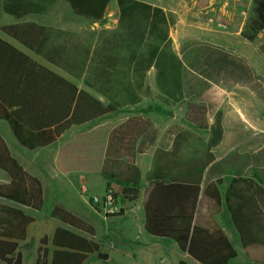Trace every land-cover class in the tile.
Here are the masks:
<instances>
[{
  "label": "trees",
  "instance_id": "1",
  "mask_svg": "<svg viewBox=\"0 0 264 264\" xmlns=\"http://www.w3.org/2000/svg\"><path fill=\"white\" fill-rule=\"evenodd\" d=\"M59 1L2 0L0 12L16 19L32 14H57ZM64 1L75 15L105 24L106 11L112 0ZM117 4L120 13L118 27L90 32L87 44L70 42L61 37L63 32L34 23L1 28L69 74L78 77L84 75L85 84L103 95L108 104L79 90L76 85L0 38V119L9 123L24 148L35 150L45 147L74 125L94 121L125 107L138 105L144 97H151L152 89L146 77L154 68L162 105L173 107L188 101L187 121L208 130L209 137L207 141L195 144L192 132H176L170 149H156L147 175L148 183L204 186L198 218L188 246L189 253L195 259L203 264H230L236 257L223 231L208 225L212 222L211 215L202 220L203 209L209 214L216 213L223 199L249 259L264 264V147L254 153H241L235 149L217 161L213 149L224 138L223 111L216 110L211 123V104L205 99L213 83L230 81L252 85L264 100L261 82L243 59L210 44L200 46L203 51L199 55L194 54V58L186 53V47L179 56L173 49L170 37L175 19L162 8L140 0H117ZM263 31L264 0H252L242 35L254 42ZM260 51L264 54V43ZM13 76L43 77L40 82L43 84L42 93L35 99H39L36 117H45L46 113L53 110L47 102L56 105L61 101L56 93L53 96L47 94L49 90L58 92L66 100L65 113L47 123L38 121L37 124H31L27 120V112L31 108L24 100L25 92L18 94L15 88L12 93L9 88L1 87V83L5 82L3 80ZM19 83L24 86L27 82ZM53 83L56 84L54 88ZM162 105H157L156 110L169 113ZM111 150L102 175L107 182L106 192H114V200L118 201L121 209L119 213L108 217H123L126 210L124 206L136 200L141 193V170L131 156L123 158L121 146L118 151ZM0 166L13 178L10 185H0V197L30 207L35 212L42 211V183L23 172L18 162L10 156L2 139ZM226 175L232 176V179L222 198L218 185L222 184V177ZM114 186L120 189L116 192ZM52 216L57 218L56 215ZM35 220L24 209L0 202V264H20L18 243L26 240L28 227ZM64 223L77 228L70 222ZM47 242L48 237L44 236L42 245L46 246ZM51 242L55 247L51 258L49 250L42 247L36 264H83L90 255L102 251L99 242L63 225L57 227ZM179 264L186 263L181 261Z\"/></svg>",
  "mask_w": 264,
  "mask_h": 264
},
{
  "label": "crops",
  "instance_id": "2",
  "mask_svg": "<svg viewBox=\"0 0 264 264\" xmlns=\"http://www.w3.org/2000/svg\"><path fill=\"white\" fill-rule=\"evenodd\" d=\"M64 0H60L58 4V13L57 14H50V15H39V14H32L28 15L23 19H16L11 15L2 13L6 15V19H8L7 23L2 22V17L0 18V38L7 41L30 58H32L37 63L47 67L48 69L54 71L57 75L64 78L66 81L76 85L79 90H84L91 94L92 96L99 99L102 103L108 104V100L95 91L94 89L88 87L84 82V75L80 77L76 75L69 74L65 70L55 66L53 63L48 61L44 56L28 49L24 46L20 41L16 40L12 36L6 34L1 30V28L6 26L12 25H20V24H27V23H34L40 26H44L49 29L59 30L63 32L61 37L66 38L70 42H79L82 44L88 43V34L90 32H98L103 29H116L118 27L119 21V11L113 9V23H95L91 22L83 17L77 16L72 12V9L68 8L64 2ZM146 3H149L153 6H158L162 8L165 13L172 15L175 19V25L170 30V37L173 40V49L174 51L181 56V50L187 45H185V40H191L193 38H211L215 35V32L211 28L210 23L207 21L208 15L212 16L213 14H220L225 15L231 22H239L240 21V28L238 33H241L245 26V21L249 9L251 7L252 0H189L187 4L183 5L181 2L178 3V0H140ZM110 5V4H109ZM106 11L107 18L109 12V6ZM70 6V5H69ZM185 6V7H184ZM199 18L198 21L192 22L193 30L186 34L185 28V17L186 16ZM239 20V21H238ZM196 25H199L196 27ZM95 44V41L94 43ZM260 50V45L258 46ZM261 52V51H260ZM262 53V52H261ZM263 54V53H262ZM264 55V54H263ZM248 57L246 56V60ZM249 62V60H248ZM49 79L51 76H47ZM156 77V70L152 68L146 77L147 84L152 89V96H153V88L152 85L148 82L150 78L155 81ZM4 83H1V87L9 88L10 92H14L15 88L19 92H25L24 100L31 108L30 111L27 112V116L29 122L37 124L38 121H43L47 123L57 117H59L62 113L66 111V100H64L61 96H59L58 92H50L49 90L47 94L56 93L61 101L53 105L52 102H47L53 107L52 111L46 113L45 117L39 118L36 117V111L39 108V99L38 95L42 93L43 84L40 83L43 81V77L41 76H34V77H19L13 76L11 78H7ZM21 81H25L24 86H21ZM55 83L52 84V87H55ZM158 90V89H157ZM158 91V95H159ZM151 97H144L142 101L135 106H128L120 111L104 115L95 119L94 121H90L80 125H74L68 130H66L54 143L41 147L35 150H28L24 148L18 139L16 138L11 126L6 120L0 119V139L4 142L7 147V150L10 156L18 162V164L23 169V172L27 173L32 177H36L42 183V188L44 192V200H46L47 196L51 194H55L58 190H63L67 188H77L79 193L83 195V188L87 189V193L84 195L88 196L89 191H93L94 183L97 180H100L102 184L107 182L102 175V171L105 168L106 160L108 153L112 152V148L115 151H118L119 146H121V152L124 155L123 158L127 159L131 156V159L134 160L136 165L140 167L141 170V181L143 184L141 193L139 197L134 200L129 206L130 208L127 209L125 205V212L123 217H115L109 215L105 216L102 212L98 209H95L92 201L90 200V204L92 208H94L95 212L99 217H104L106 222L114 221V220H122L125 217L127 212H130L136 215V222L139 226V234L140 238L137 241L140 244V248L138 249L139 255L137 254L134 259H138L136 264H163L165 260L162 257L163 251H170L174 255L177 256L178 254V264L181 261H184L186 264H203L199 260L195 259L188 250L189 241L192 235L193 228L196 224L199 207L202 200L203 185H192V184H180V183H171V184H178L181 185L184 189H188L190 194L183 197L182 200L184 202V211L188 215L183 220V225L187 222V228L183 231V236L180 237L179 235L173 234H166L163 231H156L154 229L151 231V238H145L142 236V231H144L145 227V215L144 210H147L150 207L148 197H145V194H149L151 191H157L160 188L164 187L168 184H149L147 181L148 172L151 169L153 155L156 149L159 147L155 144L156 141L150 139L147 135V131L150 128H153V119L151 115H147V113L142 112H135L132 116H125L123 122L119 124H114L111 122V118L120 112H125L126 115L131 114L136 108L142 107V105ZM160 96V95H159ZM51 98V97H49ZM64 100V101H62ZM18 108V107H16ZM72 111V108H71ZM70 111V112H71ZM38 112V111H37ZM152 112H149L151 114ZM39 115V114H38ZM242 116V115H241ZM63 120V119H62ZM237 120V119H236ZM213 121H211L212 123ZM237 124V123H236ZM235 124L234 127H237ZM224 127V138H226V131H225V123L223 121ZM147 135V136H146ZM145 136V137H144ZM209 137V136H208ZM149 138V139H148ZM208 140V138H207ZM203 140V141H207ZM222 140V142H223ZM172 142V141H171ZM221 142V143H222ZM220 143V144H221ZM219 144V145H220ZM235 140L232 141L231 149L228 151H222L221 157H217L215 153H217L215 147L213 149V153L216 157V160L219 161L225 156H227L230 152L235 150L234 148ZM111 147V148H110ZM171 147V145H170ZM264 147V144L252 151L250 153H254ZM163 148V147H162ZM170 149V148H166ZM227 149V148H226ZM225 149V150H226ZM239 150V149H238ZM240 151V150H239ZM224 152V153H223ZM244 153L245 151H240ZM143 157H147V166L149 170L146 173L145 181H143L142 177V169L140 166V160ZM114 167V164H112ZM223 182L221 185H218V189L222 198L224 197L225 191L228 188L232 176L226 175L222 177ZM13 181L11 174L4 169V167L0 166V185H10ZM116 189H120L118 186H114ZM51 188V190H50ZM106 192V189H105ZM104 192V194H105ZM102 194L101 196H103ZM177 195V194H176ZM100 196V195H99ZM0 202L7 203L19 208H27L30 207L20 205L12 200H6L5 198L0 197ZM154 203H157V207L159 212H162L161 204L163 201L156 200ZM25 210V209H24ZM203 221L206 219L207 216L211 215L212 222L208 225L210 227H218L223 234L227 237L233 250L236 252V257L231 261L230 264L234 262L236 264H261L249 259L246 250L244 249L240 235L238 234L236 228L231 221V217L223 204L218 212L211 213L206 209H203L202 213ZM144 220L142 223L141 221ZM61 223L60 221H56V227L54 228L53 234L57 227L60 225L66 226L70 229H73L76 232L83 234L84 236L88 237L89 239H94L95 241L101 243V241L97 240L95 237H92L89 231H86L81 228L76 229L75 227H71L69 224ZM155 241V243H152ZM104 245V244H101ZM102 249V247H101ZM156 251V252H154ZM102 253L106 251H101ZM100 252V253H101ZM243 253L244 259L239 261L240 255ZM108 255V254H107ZM90 257V256H89ZM88 257V259H89ZM110 255H108V259ZM160 258V259H158ZM87 259V260H88ZM86 260V261H87ZM85 261V262H86ZM84 262V263H85ZM83 263V264H84Z\"/></svg>",
  "mask_w": 264,
  "mask_h": 264
},
{
  "label": "rangeland",
  "instance_id": "3",
  "mask_svg": "<svg viewBox=\"0 0 264 264\" xmlns=\"http://www.w3.org/2000/svg\"><path fill=\"white\" fill-rule=\"evenodd\" d=\"M187 1L189 0H178L177 2L185 5ZM63 2L70 9L69 4L66 1ZM109 6L106 22L112 24V10L119 11L117 0H112ZM248 16L249 12L246 18ZM1 17L2 12H0ZM217 17L228 25V29L224 30L210 23V15H208L207 21L210 23L215 35L211 38L186 39L185 45L188 44L186 53L194 58V54L199 55L203 51L199 48L200 46L210 44L240 57L252 68L256 79L261 82V91L264 94V55L258 49V46L264 43V31L259 34L256 41L250 42L243 37L242 32L238 33L240 28L239 20V22H231L229 18L221 15V13ZM197 19L199 18H192L188 15L185 17L186 34L193 30L192 22H197ZM1 20L3 23L8 22L6 15H3ZM246 56L249 62L246 60ZM148 82L153 88L152 98L148 99L142 107L136 108L129 115H126L123 111L117 113L111 118V122L119 124L123 122L125 116H132L135 112L147 113V115L152 116L154 125L153 128L147 131V135L150 139L156 141V145L163 148H170L174 134L183 130L193 133V142L195 144H201L203 140H207L209 131L197 127L186 119L188 101L173 107L162 105L155 82L152 78ZM205 99L211 104V121H213L216 110L220 109L223 111V121L226 125V138L216 148L217 153L215 154L218 158L221 157L222 151L226 152L231 149L232 141L234 140L235 144L233 147L245 152L255 151L264 144V100L254 91L252 85L234 84L230 81L213 83L206 93ZM157 105L164 106L169 113L158 112L156 110ZM149 112L152 113L149 114ZM235 124L237 127H234ZM147 160V157H143L140 160L143 181H145L146 173L149 170ZM105 189L106 183L102 184L100 180H97L94 183L93 191H89L88 196L81 195L77 188L72 187L71 189L58 190L55 194L50 193L46 200H44L43 209L40 212L24 208L26 213L34 216L36 220L28 227L26 240L18 243V251L21 253L20 264H36L42 247H46L49 250V256L51 258L55 250L51 240L54 228L56 227V221H60L61 223L70 222L76 225V229L81 230L82 228L89 231L92 237L101 241L100 244H104L102 245V251H106L104 253L110 255V258H101L98 253L90 255L84 264H136L140 261L139 258L134 259L139 253L138 249L140 248V244L137 242L139 241L140 234L138 232L139 226L136 222V215L127 212L122 220L106 222L104 217H99L94 210V208L99 210V206L92 203L94 206L92 208L90 204L92 197L94 195L101 196L104 194ZM114 190L118 191L119 189L114 188ZM189 194L188 189H184L178 184H168L157 191H151L149 194H145V197H148L150 207L144 210L145 229L141 233L142 236L151 238V231L157 229L156 231H163V233L172 236L176 234L184 237L182 230L184 228L186 230L188 226L187 222L183 225V220L187 214L183 209L184 202L182 198ZM156 200L163 201V204H161V213L157 210V203H154ZM131 205H126L127 209ZM52 215H56L57 218ZM141 222L143 223L144 220ZM44 236L48 237L46 246L41 243ZM152 243H155V241ZM163 252L162 257L165 260L163 264H178V254L176 256L168 250ZM242 259H244L243 253L240 255L239 261ZM233 264L236 263L234 262Z\"/></svg>",
  "mask_w": 264,
  "mask_h": 264
},
{
  "label": "built area",
  "instance_id": "4",
  "mask_svg": "<svg viewBox=\"0 0 264 264\" xmlns=\"http://www.w3.org/2000/svg\"><path fill=\"white\" fill-rule=\"evenodd\" d=\"M209 22L220 27L221 29H228V25L222 22L216 14H213L209 18ZM83 193H87V189L83 188ZM92 201L94 204L99 206V210L102 212L103 215H113L119 213L121 209V205L114 200V192H105L103 196L94 195L92 197Z\"/></svg>",
  "mask_w": 264,
  "mask_h": 264
},
{
  "label": "water",
  "instance_id": "5",
  "mask_svg": "<svg viewBox=\"0 0 264 264\" xmlns=\"http://www.w3.org/2000/svg\"><path fill=\"white\" fill-rule=\"evenodd\" d=\"M99 257H101V258H108V255L101 252V253H99Z\"/></svg>",
  "mask_w": 264,
  "mask_h": 264
}]
</instances>
